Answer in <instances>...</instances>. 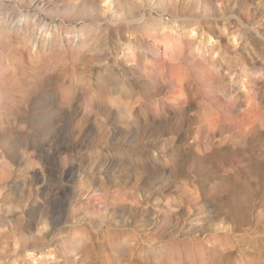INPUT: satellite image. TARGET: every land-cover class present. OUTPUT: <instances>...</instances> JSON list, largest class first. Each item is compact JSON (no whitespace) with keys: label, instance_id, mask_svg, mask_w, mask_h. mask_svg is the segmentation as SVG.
Masks as SVG:
<instances>
[{"label":"rangeland","instance_id":"1","mask_svg":"<svg viewBox=\"0 0 264 264\" xmlns=\"http://www.w3.org/2000/svg\"><path fill=\"white\" fill-rule=\"evenodd\" d=\"M55 1L32 55L0 0V264H264V5L145 6L184 40L175 65L124 0Z\"/></svg>","mask_w":264,"mask_h":264},{"label":"bare ground","instance_id":"2","mask_svg":"<svg viewBox=\"0 0 264 264\" xmlns=\"http://www.w3.org/2000/svg\"><path fill=\"white\" fill-rule=\"evenodd\" d=\"M14 1L17 2L18 4H20V6L23 9L24 8H26V9H24V10L22 9L21 12H19L20 20L18 19L17 20L18 22L14 26L11 25L13 22H9L7 20L9 22V23H7V21H4V23H7V24H5L6 25L5 28H8V30L13 29L14 32H21L22 30H26V32H29V34L27 35V43L29 41V43L31 44L32 49H31L30 54H32V55L40 53L41 50L48 49L50 46L49 40H51V38H50L51 33H49V32L60 29V27L62 26V23H64V22L61 20L62 22L60 21L59 24H51V23L46 21L47 17H45V16L42 17V14H45L46 12H48V9L46 6H49V5L54 6L56 1L55 0H14ZM148 1L149 0H147V1L145 0L144 2L142 0H124L122 7L120 6L118 10L120 12V15L122 16L123 10H124L123 8L125 5L126 11L128 12V14L132 15L131 18H134V20H136V23H138V26H140L141 23L144 22L143 28L148 27V29H150L152 32H154L153 36L155 37L154 38L155 42H160V43L162 42L165 44V47H167V50H168V54H167L168 59L167 60H169V63L171 62L172 64H175V65H177L178 61L179 62L185 61L187 59L188 49H187L186 44L183 42L184 40L182 41V39L180 37L175 36V28L172 25V23H169L167 21H159L158 19L154 18L151 13H149V12L145 13L144 12L145 6H151L152 4H156L159 7V10L162 14L170 12L173 14V16L175 18H179L180 17L179 15L183 12V10H186V9L188 11L191 10L192 20H195V21L201 17L225 19L224 17L226 16V11H225V9H223V0H181L180 5H179V0H151V2H152L151 4ZM53 2H55V3L53 4ZM145 3H147V4L145 5ZM102 4H104L105 6ZM102 4L101 3L99 4V8H100V10H102L103 14H106V12L108 10V8H107L108 0H106L105 3H102ZM255 5L258 9H261V7L264 5V1L255 0ZM201 7L203 8V13L200 12ZM91 8H92L91 11H93V4H91ZM33 10H35V11H33ZM124 12H125V10H124ZM258 12H260V11H258ZM260 14H264V13H260ZM149 17L151 19H147ZM64 19H66V18H64ZM147 20H151V23L150 24L147 23ZM263 20H264V18H263ZM0 22H2V21L0 20ZM111 22H112V20H111ZM196 25L197 24L195 23V25H193L191 27V30H193L192 32H195L194 31L195 29H192V28H194V26L196 27ZM4 26L3 27L1 26V28H4ZM36 28H37V31L41 30V34H39L40 32H38L37 35L34 34L35 32H37ZM185 28H184V30H185ZM132 29H136V28L133 27ZM11 30L9 32H11ZM182 30H183V27H182ZM176 32H178V31H176ZM23 37H25V36H23ZM131 37H132V35H131ZM74 43H72V44H74ZM76 47H77V45H76ZM133 57H134V55H133ZM166 78H168L167 80L170 79V81H172V74L170 76L168 74V76H166ZM170 81H167V83H168V84L166 83L167 87H169L172 84ZM79 87H80V85H79ZM82 87L84 88L83 85H82ZM86 88H88V86H86ZM179 95L181 96V98H184V95L182 93ZM173 107H174L173 111L175 114L174 122H177L178 126L173 122V119L169 118V117L167 119V123H168V128H169V134L176 135V136H174L176 138L177 134H178L176 132L177 129L181 126H186V125H189L191 123V115H190L191 109H192L191 100L187 99V98L186 99L184 98V100L182 102H179V100H178V103L176 105H174ZM128 109L130 110L131 106ZM134 109H135V107H134ZM132 111H135V110L132 109ZM142 112H143V110H142ZM166 131H167V129H166ZM167 133L168 132H166V134Z\"/></svg>","mask_w":264,"mask_h":264}]
</instances>
